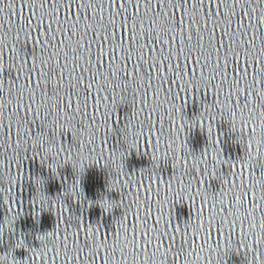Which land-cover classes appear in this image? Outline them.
Segmentation results:
<instances>
[{
  "label": "water",
  "instance_id": "1",
  "mask_svg": "<svg viewBox=\"0 0 264 264\" xmlns=\"http://www.w3.org/2000/svg\"><path fill=\"white\" fill-rule=\"evenodd\" d=\"M262 125L264 0H0V264H264Z\"/></svg>",
  "mask_w": 264,
  "mask_h": 264
},
{
  "label": "snow or ice",
  "instance_id": "2",
  "mask_svg": "<svg viewBox=\"0 0 264 264\" xmlns=\"http://www.w3.org/2000/svg\"><path fill=\"white\" fill-rule=\"evenodd\" d=\"M132 2H133V0H128V3H129V4H132ZM140 2H141V0H136V7H137V8L140 7ZM194 2H195V0H194ZM201 2H202V0H201ZM108 3H109V5L111 6L112 4L115 3V0H108ZM80 6L83 7V4H81ZM120 6H121V7H124V4L121 3ZM132 29L135 30V24H134V23H133V25H132ZM101 34L104 35V30H103V29H101ZM111 37H112V36H106L105 38L108 39V40H110ZM117 46H118V47H122V45H119V44H118ZM69 123H70V119H69ZM151 127H152V126L149 125V130H151ZM254 131H255V129H254ZM41 133H42V131H41L40 133H38L37 136L41 135ZM247 147H248V149H249V148H252V147H253V144H252V143H251V144H248ZM253 158H257V162H259V161H258V153H257V151H252L251 153L248 152V158H247V161H249V160H251V159H253ZM34 182L38 183V182H39V178H37V180L34 181ZM73 187H75V185H74ZM149 188H151V185H149ZM169 191L173 192V191H172V187H171V185L169 186ZM186 191H187V190H186L184 187L181 186V187L177 188L173 193H175V196H183L184 193H185ZM137 192H139V190H137ZM156 192L159 193V189H157ZM193 193H195L196 195H198V194H199V190L196 189V188H193V189H192V192L189 193V195L192 197V199L195 200V199H196V195H193ZM253 196H255V193H253ZM162 218H163V217H161V220H162ZM142 228H143V227H142ZM177 231H179V229H177ZM258 242H260V243H264V240L258 238ZM101 247H103V245H101Z\"/></svg>",
  "mask_w": 264,
  "mask_h": 264
},
{
  "label": "clouds",
  "instance_id": "3",
  "mask_svg": "<svg viewBox=\"0 0 264 264\" xmlns=\"http://www.w3.org/2000/svg\"><path fill=\"white\" fill-rule=\"evenodd\" d=\"M262 127H264V125H262Z\"/></svg>",
  "mask_w": 264,
  "mask_h": 264
}]
</instances>
